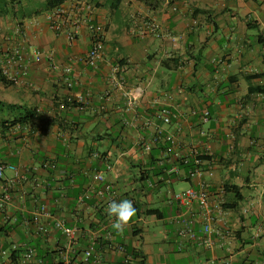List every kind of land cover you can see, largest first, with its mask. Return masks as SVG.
<instances>
[{
  "label": "crops",
  "instance_id": "0c3cea01",
  "mask_svg": "<svg viewBox=\"0 0 264 264\" xmlns=\"http://www.w3.org/2000/svg\"><path fill=\"white\" fill-rule=\"evenodd\" d=\"M61 6L65 26L55 31L46 0H0V70L15 77L0 82V264H14L13 245L16 264H64L66 255L69 264H264V0ZM85 18L104 29L96 68L85 62ZM161 107L169 124L156 116ZM195 155L205 157L201 179L220 232L213 244L179 235L183 217L197 234L205 221L198 205L172 199L196 186L180 165ZM163 166L178 170L166 175L169 185L157 172ZM231 186L241 196L236 208L224 190ZM124 199L157 212L117 231L106 208ZM41 206L79 229L71 249L61 233L36 231ZM25 247L35 250L26 263Z\"/></svg>",
  "mask_w": 264,
  "mask_h": 264
},
{
  "label": "built area",
  "instance_id": "2783aa9c",
  "mask_svg": "<svg viewBox=\"0 0 264 264\" xmlns=\"http://www.w3.org/2000/svg\"><path fill=\"white\" fill-rule=\"evenodd\" d=\"M66 13V9L62 6H59L55 10H53L49 16V20L51 21L52 25L51 27L55 31L61 30L65 26V21H63L61 18ZM58 18L61 20L58 21ZM84 25L87 27L89 34H90V49L87 53L85 62L89 67L96 68L99 64V62L102 59L103 51H104V29L101 25L96 24L92 21L91 18H85L81 20ZM79 23L80 20H77ZM69 36L73 37L74 34L69 32ZM41 53L39 51H34V60L35 62L41 61ZM11 62V61H10ZM3 74L8 76L11 80H15V77L12 76L7 66L3 68L2 70ZM71 72V66H68L66 68V73ZM124 82L123 78H121V84ZM128 97V110H131L134 107V97L131 96L129 93H126ZM157 118L165 124H169L172 119V113L171 111L166 107H161L157 112ZM209 116L208 111H204L203 117L206 120ZM145 150L147 152L151 151V144H146ZM186 163V161H184ZM203 160L201 159L200 155H195L194 157V167L192 170L188 171V177L190 179L197 178L198 182L196 186H190L182 191L178 192H172V199L173 201L181 208L191 209L194 204L198 205V207L203 211V215L205 217V221L202 226V234H197L191 224L189 223V220L187 218L183 217L181 220L182 228L179 230V235L182 237H185L190 240H205L209 244H213V236L215 234H220L218 230H216L213 227L214 223V212L213 207L210 202V192L208 185L205 181H203L202 175L203 170L201 168L203 164ZM54 167V165L45 163L43 167ZM111 166L108 165V168ZM12 171L16 172L17 175V168L14 166L9 167ZM3 170L4 166H0V178L3 176ZM173 172H178L177 169L173 168L171 170H166V175H171ZM162 177L163 181H166V183L169 185L171 183L170 179ZM95 179L99 182L104 181V176L99 173L95 176ZM105 191L110 192V186L105 187ZM99 195H103V190L97 191ZM34 224L36 227V231L41 235H48L51 231H56L62 234V236L66 240V247L68 249H71L73 246L74 241L77 239L79 235V229L75 226H68L66 223L52 215V213L46 208V206L39 207L35 213H34ZM121 252L125 251V248L123 246L118 247ZM93 248H89L85 254H84V260L87 262L89 261L91 254H92ZM19 252L20 247L18 245H13L11 247L10 252ZM10 252H7V255H10ZM35 257V250L29 247H25L24 254H23V262L26 263L30 260H32ZM65 263L69 264L70 259L69 256L66 255L65 257Z\"/></svg>",
  "mask_w": 264,
  "mask_h": 264
},
{
  "label": "trees",
  "instance_id": "16d2710c",
  "mask_svg": "<svg viewBox=\"0 0 264 264\" xmlns=\"http://www.w3.org/2000/svg\"><path fill=\"white\" fill-rule=\"evenodd\" d=\"M68 0H46V8L49 10V11H53L55 10L56 8H58L59 6L63 5L65 2H67ZM0 82L2 84H6L7 83H10L11 81H9L7 79V76L3 74V72L0 70ZM27 118H23V119H18L16 121H14L13 124H16V123H19L21 124L22 122H24ZM201 159L204 161L205 160V157L203 156H200ZM177 163V162H176ZM183 166V168L185 170H192L193 167H194V159H190V160H187L186 163H184L183 161L181 162V164ZM168 169V167L166 166H163V167H158V174H162L164 175V178L166 177V170ZM225 191L226 192H232L235 194V200L233 203H231L229 205V207L231 208H236L239 204V202L241 201V196L239 195V188L237 186H231V187H224ZM133 204L136 208V215H140V214H146V215H155L156 214V210H148L146 208V206L140 202H137V201H133ZM223 207L227 208L228 205H223ZM10 258L12 259V262L14 264H16L17 260H18V252H10ZM18 264V263H17ZM82 264V263H81Z\"/></svg>",
  "mask_w": 264,
  "mask_h": 264
},
{
  "label": "clouds",
  "instance_id": "9594fccd",
  "mask_svg": "<svg viewBox=\"0 0 264 264\" xmlns=\"http://www.w3.org/2000/svg\"><path fill=\"white\" fill-rule=\"evenodd\" d=\"M109 217H114L112 227L123 231L136 215V208L131 200L124 199L120 202L111 201L106 208Z\"/></svg>",
  "mask_w": 264,
  "mask_h": 264
}]
</instances>
